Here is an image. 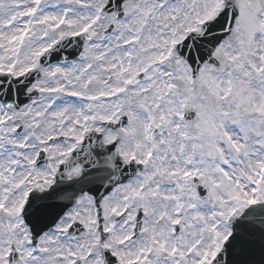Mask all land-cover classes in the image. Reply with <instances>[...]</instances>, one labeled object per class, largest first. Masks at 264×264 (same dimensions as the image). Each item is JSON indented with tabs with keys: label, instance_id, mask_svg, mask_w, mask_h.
<instances>
[{
	"label": "snow or ice",
	"instance_id": "snow-or-ice-1",
	"mask_svg": "<svg viewBox=\"0 0 264 264\" xmlns=\"http://www.w3.org/2000/svg\"><path fill=\"white\" fill-rule=\"evenodd\" d=\"M0 264H264V0H0Z\"/></svg>",
	"mask_w": 264,
	"mask_h": 264
},
{
	"label": "water",
	"instance_id": "water-1",
	"mask_svg": "<svg viewBox=\"0 0 264 264\" xmlns=\"http://www.w3.org/2000/svg\"><path fill=\"white\" fill-rule=\"evenodd\" d=\"M256 254L258 255V252Z\"/></svg>",
	"mask_w": 264,
	"mask_h": 264
}]
</instances>
